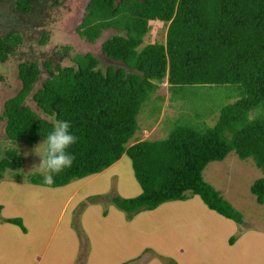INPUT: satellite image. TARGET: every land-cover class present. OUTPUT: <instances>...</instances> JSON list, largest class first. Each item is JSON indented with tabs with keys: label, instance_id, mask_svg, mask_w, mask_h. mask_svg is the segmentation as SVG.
<instances>
[{
	"label": "trees",
	"instance_id": "1",
	"mask_svg": "<svg viewBox=\"0 0 264 264\" xmlns=\"http://www.w3.org/2000/svg\"><path fill=\"white\" fill-rule=\"evenodd\" d=\"M35 1L0 3L10 2L12 10L27 14ZM149 21L165 24L163 42L140 46ZM107 29L122 34L102 40L100 51L124 67L108 65L101 71L88 52L72 55V65L67 66L55 63L52 67L46 58L42 65L47 76L30 93L38 66L33 60L17 64L20 86L2 104L4 136L30 146L39 137L46 139L54 120H68L70 131L78 137L69 148L75 156L72 167L56 175L54 184L45 185L40 173L27 174L26 180L45 187L63 186L102 171L125 154L140 192L132 197L114 195L111 202L127 219L163 202L197 195L207 209L240 224V212L202 178L201 171L208 162L220 161L232 151L238 159L250 158L264 175V0H87L75 33L93 42ZM46 38L41 32L38 44ZM21 40L17 30L0 33V62ZM163 79L167 89L234 84L237 92L202 131L175 123L162 139L127 143L138 128L141 103ZM29 93L36 108L51 120L24 104ZM20 162L14 148L0 146V178ZM249 192L258 204L263 203L264 177L254 179ZM1 220L25 232L19 217ZM228 242L233 243L232 236Z\"/></svg>",
	"mask_w": 264,
	"mask_h": 264
},
{
	"label": "rangeland",
	"instance_id": "2",
	"mask_svg": "<svg viewBox=\"0 0 264 264\" xmlns=\"http://www.w3.org/2000/svg\"><path fill=\"white\" fill-rule=\"evenodd\" d=\"M86 2L36 0L27 14L12 10L10 2L0 3V33L17 30L22 36L14 52L0 62V146L14 148L21 155L20 166L5 170L0 178V264H264V201L258 204L249 192L252 181L264 175L250 158L238 159L232 151L220 161L208 162L201 175L240 212V224L207 209L197 195L163 202L127 219L111 202L114 195L132 197L140 192L125 154L102 171L71 179L63 186L45 187L26 180L27 174L40 173L41 158L36 152L43 151L45 139L39 137L29 146L4 136L2 104L20 86L17 64L33 60L38 66L30 93L47 76L42 65L46 58L52 67L55 63L67 66L72 65V55L88 52L98 60L101 71L108 65L124 67L100 51L102 40L122 32L103 30L93 42L75 33ZM164 30L165 24L149 21L140 46L163 42ZM41 32L47 38L38 44ZM154 92L141 103L136 114L138 128L127 143L140 134L145 139H162L175 123L202 131L214 123L219 107L233 101L237 87L167 89L163 79ZM30 93L24 104L51 120L36 108ZM263 106L249 111L248 117ZM14 172L17 178L12 177ZM3 217H19L26 232L2 222Z\"/></svg>",
	"mask_w": 264,
	"mask_h": 264
},
{
	"label": "clouds",
	"instance_id": "3",
	"mask_svg": "<svg viewBox=\"0 0 264 264\" xmlns=\"http://www.w3.org/2000/svg\"><path fill=\"white\" fill-rule=\"evenodd\" d=\"M70 129V121L54 120L51 131L41 143L44 146L43 151L36 152L41 158L38 168L45 185L54 184L55 176L70 169L73 165L75 156L69 151V148L77 142L78 137ZM39 146L40 144L37 147Z\"/></svg>",
	"mask_w": 264,
	"mask_h": 264
},
{
	"label": "crops",
	"instance_id": "4",
	"mask_svg": "<svg viewBox=\"0 0 264 264\" xmlns=\"http://www.w3.org/2000/svg\"><path fill=\"white\" fill-rule=\"evenodd\" d=\"M158 123V122H157ZM157 123H155L156 125H157ZM155 124L153 125L154 126V128H155ZM141 136H140V138L139 139H137V140H142V139H145L144 137H143V134H140ZM202 172V171H201ZM203 178V177H202ZM207 182V181H206ZM210 184V183H209ZM217 190V189H216ZM224 198V197H223ZM188 199V198H187ZM225 199V198H224ZM226 200V199H225ZM134 216V215H133ZM132 216V217H133ZM2 221V220H1ZM3 222V221H2ZM26 232V231H25ZM24 232V233H25Z\"/></svg>",
	"mask_w": 264,
	"mask_h": 264
},
{
	"label": "bare ground",
	"instance_id": "5",
	"mask_svg": "<svg viewBox=\"0 0 264 264\" xmlns=\"http://www.w3.org/2000/svg\"><path fill=\"white\" fill-rule=\"evenodd\" d=\"M155 22V21H154Z\"/></svg>",
	"mask_w": 264,
	"mask_h": 264
},
{
	"label": "flooded vegetation",
	"instance_id": "6",
	"mask_svg": "<svg viewBox=\"0 0 264 264\" xmlns=\"http://www.w3.org/2000/svg\"><path fill=\"white\" fill-rule=\"evenodd\" d=\"M34 6V5H33Z\"/></svg>",
	"mask_w": 264,
	"mask_h": 264
}]
</instances>
